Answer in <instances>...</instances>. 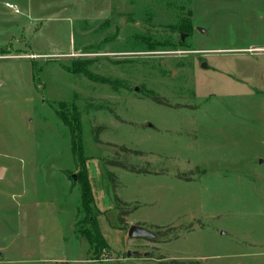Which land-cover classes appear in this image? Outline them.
Here are the masks:
<instances>
[{
  "label": "rangeland",
  "instance_id": "rangeland-1",
  "mask_svg": "<svg viewBox=\"0 0 264 264\" xmlns=\"http://www.w3.org/2000/svg\"><path fill=\"white\" fill-rule=\"evenodd\" d=\"M1 169L0 264H264V0H0Z\"/></svg>",
  "mask_w": 264,
  "mask_h": 264
},
{
  "label": "trees",
  "instance_id": "trees-1",
  "mask_svg": "<svg viewBox=\"0 0 264 264\" xmlns=\"http://www.w3.org/2000/svg\"><path fill=\"white\" fill-rule=\"evenodd\" d=\"M182 40V39H181ZM183 41V40H182ZM79 70H81L82 72L85 71V68H80ZM85 74L89 77V78H93V75L91 73H89L88 71H85ZM73 110H76V105L73 104L71 107ZM72 121L74 123V125H69L71 127V130L74 134V154L78 160V167L79 169L81 168V174L79 176V180L78 183H80L81 185V189H82V208L85 214H91V205L94 204V200L92 197V193H91V189H90V185L87 181V177H86V171H85V160L83 161V157H82V140H81V136H82V125L80 123V119L78 115H74V117L72 118ZM81 160V161H80ZM96 214V215H95ZM95 218H94V233L96 236L92 237L91 234L89 236L90 241L93 242H97L101 247H108V244L106 242V240L104 239L102 233L100 232V229L98 227L97 224V217L99 215V211H96L95 213ZM94 235V234H92Z\"/></svg>",
  "mask_w": 264,
  "mask_h": 264
},
{
  "label": "water",
  "instance_id": "water-1",
  "mask_svg": "<svg viewBox=\"0 0 264 264\" xmlns=\"http://www.w3.org/2000/svg\"><path fill=\"white\" fill-rule=\"evenodd\" d=\"M181 39L184 41L185 39V35L183 34ZM203 67L204 68H208L207 66V63H204L203 64ZM135 91H139L138 88L135 89ZM5 170L4 169H1L0 170V179L3 178L4 176V172ZM73 180L76 181L77 180V176L76 175H73L72 176ZM128 237L131 238V239H134V238H156V235L150 231H147L146 229L142 228V227H139V226H136V225H132L129 230H128ZM137 252H128L127 254V257H131V256H134L136 255ZM145 256L147 257L148 254H145Z\"/></svg>",
  "mask_w": 264,
  "mask_h": 264
},
{
  "label": "built area",
  "instance_id": "built-area-1",
  "mask_svg": "<svg viewBox=\"0 0 264 264\" xmlns=\"http://www.w3.org/2000/svg\"><path fill=\"white\" fill-rule=\"evenodd\" d=\"M10 7H12V6H10ZM18 12V11H17Z\"/></svg>",
  "mask_w": 264,
  "mask_h": 264
},
{
  "label": "flooded vegetation",
  "instance_id": "flooded-vegetation-1",
  "mask_svg": "<svg viewBox=\"0 0 264 264\" xmlns=\"http://www.w3.org/2000/svg\"><path fill=\"white\" fill-rule=\"evenodd\" d=\"M208 66V65H207Z\"/></svg>",
  "mask_w": 264,
  "mask_h": 264
}]
</instances>
